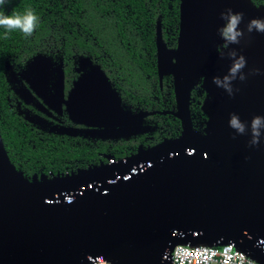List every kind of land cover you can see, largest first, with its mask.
Returning <instances> with one entry per match:
<instances>
[{
	"label": "water",
	"instance_id": "obj_1",
	"mask_svg": "<svg viewBox=\"0 0 264 264\" xmlns=\"http://www.w3.org/2000/svg\"><path fill=\"white\" fill-rule=\"evenodd\" d=\"M229 14L240 17L237 42L221 38ZM253 20L264 23V6L252 0H180L173 50L158 23L157 71L161 85L172 77L175 110L121 120L134 125L138 118L172 115L182 127L176 139L29 181L11 163L0 134V264H91V257L110 250L103 259L112 264H170L176 246L231 243L264 264V32L249 30ZM36 61L53 63L42 56ZM237 62L242 67L233 75ZM96 68L99 91L120 116V100ZM198 81L206 94L204 135L195 132L190 109ZM233 118L243 132L231 125ZM255 118L259 137L253 136ZM135 167L139 172L132 174Z\"/></svg>",
	"mask_w": 264,
	"mask_h": 264
},
{
	"label": "trees",
	"instance_id": "obj_2",
	"mask_svg": "<svg viewBox=\"0 0 264 264\" xmlns=\"http://www.w3.org/2000/svg\"><path fill=\"white\" fill-rule=\"evenodd\" d=\"M252 2L258 8L264 6V0ZM179 7L180 0H6L0 6L4 15L24 14L32 9L39 18L31 37L19 31L6 34L0 28V134L11 163L27 180L119 161L179 137L180 121L167 115L144 119L147 121L144 128L149 127L150 132L141 133L136 142L129 139L110 146L100 142L97 146L81 140H62L32 130L7 101L10 95L7 80L14 71L30 69L38 56L53 63H60L62 57L65 64L68 62L67 71L73 62L77 69H83L81 62L95 61L108 78L124 79L118 88L128 111L130 105H135L133 109L138 114L152 107L155 111L175 110L173 87L167 77L161 85L157 73L156 32L160 23L164 41L176 48ZM221 38L226 41L222 31ZM204 95L193 91L190 107L202 123L207 122V115L201 110ZM152 119H159L160 129L152 131L153 126L148 123ZM140 144L143 146L134 148Z\"/></svg>",
	"mask_w": 264,
	"mask_h": 264
},
{
	"label": "flooded vegetation",
	"instance_id": "obj_3",
	"mask_svg": "<svg viewBox=\"0 0 264 264\" xmlns=\"http://www.w3.org/2000/svg\"><path fill=\"white\" fill-rule=\"evenodd\" d=\"M163 42L169 50L174 49L173 46L164 41V39ZM67 64L63 62L62 57L60 63H51V66H46L42 61H36L31 69L18 73L14 71L12 77L7 80L9 93L11 95L7 97V101L10 103L13 112L31 125L32 130L35 129L41 133H46L62 140L73 139L75 142L81 140L86 142V144L93 143L97 146L100 142H104L110 146L111 143L129 139H134V142H136L137 138L141 137V133L150 132V129L148 130L149 127L144 128L147 123V121L144 122V119L154 116L169 115L156 114L143 119L138 118L135 120L134 125L128 123L124 125V122L121 120L122 117L140 114L134 111L133 108L135 105H130L132 110L130 109V111H128L127 102L121 98L118 86L120 84L122 85L124 79L121 78V80H117L114 78V80H112L104 73L107 76L104 75L107 82L110 84V89L120 100L118 113L121 117L113 116L114 114L108 108H111V106L107 102V97L105 96V98L99 91L101 90V85L97 86V64L95 61L81 62L82 68L84 67L83 69H77L76 67L78 66L73 62L69 71L65 69V65ZM66 67L69 66L67 65ZM89 74H91L92 77L93 75L95 76L93 78H87L86 85L88 87L83 88V92H81V88L78 89V87L84 81L85 76ZM165 77L169 79V84L171 83L173 87L172 77L164 76V78ZM202 90L201 81H198L192 92L198 91L199 95L202 96L204 95ZM205 99L206 94L201 104H203ZM153 108L154 107L146 113L166 112L155 111ZM102 109H105V111ZM195 114L196 113H192L191 111L194 130L196 133L204 135L206 123L205 121L203 123L199 122ZM148 123L153 126L154 129L152 128V131L160 129L159 119H152ZM163 126L168 127L166 124ZM140 129L141 132H139ZM66 132L69 133L66 134ZM151 140H153V138ZM141 146L143 145L140 144L138 147L135 146L134 148L138 149ZM112 162H114V160H111V163ZM100 163L103 164V162ZM77 172H71L65 175L62 174L60 176H66ZM49 176L53 177L55 175L49 173Z\"/></svg>",
	"mask_w": 264,
	"mask_h": 264
},
{
	"label": "clouds",
	"instance_id": "obj_4",
	"mask_svg": "<svg viewBox=\"0 0 264 264\" xmlns=\"http://www.w3.org/2000/svg\"><path fill=\"white\" fill-rule=\"evenodd\" d=\"M6 0H0V6L5 4ZM227 21L226 27L222 29L223 37L229 42H237V37L240 35L239 32L236 31L237 25L240 21V17L237 15H231L224 17ZM39 22V18L35 14L32 9H27L24 14H16L13 15H4L0 13V28L5 29V33H11L13 31L21 32L25 37H31L35 32L37 25ZM252 28H256L262 32H264V23L253 20L249 25V30ZM242 67L240 62H237L235 67L232 68V74H236V72ZM219 83V81H214ZM259 124L260 118H255L252 123L253 136L259 137ZM231 125L243 132L244 127L239 123L236 118H233L231 121ZM258 140L254 139L253 143H257Z\"/></svg>",
	"mask_w": 264,
	"mask_h": 264
},
{
	"label": "built area",
	"instance_id": "obj_5",
	"mask_svg": "<svg viewBox=\"0 0 264 264\" xmlns=\"http://www.w3.org/2000/svg\"><path fill=\"white\" fill-rule=\"evenodd\" d=\"M147 166H150L148 164ZM141 164L139 170H143ZM139 170L135 167L132 174H137ZM131 174H127L124 180H128ZM118 177L115 181L119 180ZM170 264H258L245 253L236 249L235 244H223L216 247H191L188 245L176 246L169 259ZM91 264H112L105 259H98Z\"/></svg>",
	"mask_w": 264,
	"mask_h": 264
},
{
	"label": "bare ground",
	"instance_id": "obj_6",
	"mask_svg": "<svg viewBox=\"0 0 264 264\" xmlns=\"http://www.w3.org/2000/svg\"><path fill=\"white\" fill-rule=\"evenodd\" d=\"M113 254V251H107L106 253H104V254H96L94 257H91L90 259H89V261H90V263L92 262V261H94V260H98V259H103V258H105V257H107V256H110V255H112Z\"/></svg>",
	"mask_w": 264,
	"mask_h": 264
}]
</instances>
